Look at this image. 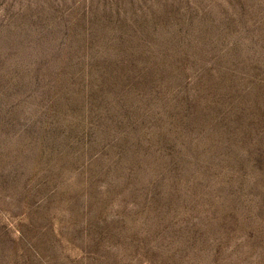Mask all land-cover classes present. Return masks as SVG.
<instances>
[{"label":"rangeland","instance_id":"1","mask_svg":"<svg viewBox=\"0 0 264 264\" xmlns=\"http://www.w3.org/2000/svg\"><path fill=\"white\" fill-rule=\"evenodd\" d=\"M0 264H264V0H0Z\"/></svg>","mask_w":264,"mask_h":264}]
</instances>
